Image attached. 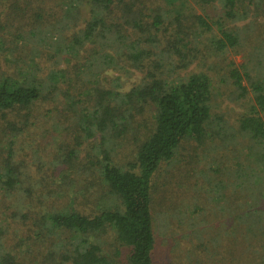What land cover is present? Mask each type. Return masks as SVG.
<instances>
[{"label":"rangeland","instance_id":"1","mask_svg":"<svg viewBox=\"0 0 264 264\" xmlns=\"http://www.w3.org/2000/svg\"><path fill=\"white\" fill-rule=\"evenodd\" d=\"M52 2L22 0L16 7L0 0V76L20 78L36 72L45 79L53 71L66 75V82L31 110L0 112V243L17 264H44L40 254L46 244L29 239L39 231L37 212L77 208L92 215L100 211L98 200H107L106 191L91 173L89 162L97 154L101 135L84 140L77 126L80 111L91 106L95 87L128 91L144 75L134 68L122 73L101 65L107 70L92 77L87 67L98 64L99 48L88 44L73 50L65 39L78 31L71 24L75 6L62 0ZM166 2L180 12L184 9L180 0ZM78 10V24L83 27L90 13L85 6ZM32 32L37 35L28 40ZM198 48L194 64L176 77L199 72L210 76L213 122L204 144L184 142L154 175L156 243L152 258L155 264H243L234 249L235 194L246 191L242 188L249 182L245 174L256 175L250 169L255 157L253 140L240 129V120L251 115L255 105L251 82L264 77V34L260 38L246 35L241 48L223 54L209 53L202 45ZM232 66L242 76L249 75L242 83L249 90L244 97L240 98L241 92L229 78ZM99 68L96 65L93 70ZM151 123L149 114L137 116L135 128L115 141L112 157L116 164L132 161L137 141ZM71 149L77 153L65 163ZM11 168L17 171L9 187ZM111 239L101 235L103 245L111 247Z\"/></svg>","mask_w":264,"mask_h":264},{"label":"trees","instance_id":"2","mask_svg":"<svg viewBox=\"0 0 264 264\" xmlns=\"http://www.w3.org/2000/svg\"><path fill=\"white\" fill-rule=\"evenodd\" d=\"M7 1L16 5L22 0ZM62 1L75 6L71 24L78 28L65 42L73 50L88 44L99 48L96 65L100 68L94 71L96 65L87 67L92 77L107 70L101 65L122 73L134 68L144 75L128 91L95 87L91 106L80 111L77 126L84 140L101 135L97 154L89 162L91 173L106 191L107 200H98L100 211L92 215L77 208L37 212L39 231L29 239L46 244L40 254L44 264H155L154 175L175 157L184 142L204 144L213 122L210 76L203 72L182 78L176 75L194 64L200 45L209 53L223 54L241 48L246 35L260 38L264 34V0H180L182 12L166 0ZM80 6L88 7L90 13L83 27L78 24ZM65 21L68 27V19ZM246 21L247 25H240ZM36 35L32 32L28 40ZM65 77L64 71H53L45 79L36 72L20 78L0 76V112L31 110L66 82ZM247 77L231 67L229 78L241 92L240 98L249 93L242 84ZM250 87L255 105L251 115L240 120V129L253 140L255 157L250 169L256 176L245 174L249 182L242 188L246 191L235 194L233 222L237 231L233 240L243 264H264V77L251 82ZM145 114L151 116L152 123L137 141L132 161L116 164L112 157L115 141L133 130L137 116ZM75 152L69 150L65 163ZM16 171L8 170L7 186H13ZM101 235L112 238L111 247L103 245ZM0 264H17L2 246Z\"/></svg>","mask_w":264,"mask_h":264}]
</instances>
